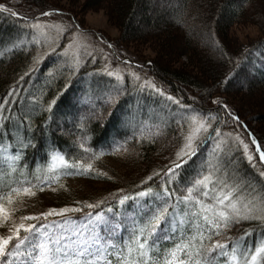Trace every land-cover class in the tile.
I'll return each instance as SVG.
<instances>
[{"label": "trees", "instance_id": "1", "mask_svg": "<svg viewBox=\"0 0 264 264\" xmlns=\"http://www.w3.org/2000/svg\"><path fill=\"white\" fill-rule=\"evenodd\" d=\"M36 1L41 4L37 6L42 8L44 0ZM149 1L87 0L86 4L110 9L121 31L117 41L121 44L118 52L124 58L130 55L125 52L122 43H145L150 29L160 31L152 37L155 42L159 41L158 44L153 45L150 39L152 49L156 52L151 68L157 80L163 83L162 87H157L162 89L163 94L148 87L141 89L140 81H131L128 75L120 80L111 77L102 70L100 61L95 63L92 59L77 71L66 65L59 66L57 61L52 63L50 56H45L39 64L34 65L33 57L44 49L32 40L31 35V25L37 20L35 15L39 8H26L28 12L18 10L20 15L0 8V104L4 105L3 118L0 119V145H8L18 157L13 164L16 172H12L13 167H0V191H7V187L14 182L24 180L36 184L34 178L44 174L54 154L63 155L69 164L81 160L88 162L90 154L79 146L83 142L93 152L103 151L104 155L93 163L94 169L106 172L107 176L97 175L95 171L87 175H67V172L74 170L63 167L58 170L60 179H85L86 182L105 185L92 190L89 193L91 196L77 198L70 195L65 203L83 209L73 215L102 211L111 216L114 223H120L126 216H132L138 205L135 201L119 205L121 193L118 190L124 189L123 194L129 196L143 190L145 186L140 184L141 179L153 170L165 168L155 165L157 157H166L167 161L174 158L178 148L176 151L173 148L182 140L180 125L187 127L181 118L174 120L176 112H188L183 106L190 105L205 117H215L210 123L213 128H220L221 137L216 138L213 134L205 144V151L219 140H230L224 133H234L229 127L232 122H238L233 118L234 115L243 119L241 108L230 102V97L235 98L237 91L239 96L242 95L241 99L251 98L252 105L259 103L264 108V36L250 43L248 49L239 47L229 36L231 28L243 22H260L264 31V0H179L176 8L165 15L168 17L156 18L148 15ZM204 35L214 36L213 45L204 41ZM20 40L24 41V46L13 48V44ZM181 58H185L186 62H180ZM30 68L34 70L30 72ZM35 74L38 77L35 78ZM238 76L248 79L249 85L235 86ZM116 89L121 94L117 102L110 103V98L116 95ZM169 96L179 100L180 105L169 100ZM217 98L228 105L231 115L222 105L214 103ZM53 99H56V105L49 110ZM5 100L8 102L5 103ZM105 106L108 107L106 110ZM221 116L224 122L219 119ZM255 117V120H261L260 115ZM157 123L162 124L159 130L155 129ZM146 124V129L140 131ZM250 134L261 141L264 147L263 136L252 126ZM231 143L235 145L233 137ZM202 146L201 142L197 155L181 170L178 181L171 185L177 188V194L181 196L185 193L179 188L188 186V181L208 161L203 155ZM240 151L231 153L230 159L236 163L228 167L229 173L239 167L241 175L249 182L254 180L257 186L264 184V178L258 174L259 170H264L258 154V168H252L240 156ZM121 152L135 162L130 173L125 170L120 174L111 171L114 167L109 162L110 158L119 157L115 154ZM228 160L226 157L223 162L227 165ZM147 187L159 192V178L148 182ZM100 200H104V203L98 204ZM88 203L98 206L89 209L86 206ZM140 203L151 204L154 201L150 196L140 198ZM38 207L37 211H41L42 207ZM109 208L113 211L109 212ZM186 211L183 205L178 206L177 217L190 220V217H185ZM249 229L255 231L250 238L245 237L243 244L254 247L258 240L264 238V222L240 221L225 235L238 238ZM184 232L186 235L191 233L190 223L184 225ZM127 238L125 221L123 230L116 233L113 242L122 245ZM218 238L213 236L212 239ZM174 242H179V231L171 240L161 239L151 255L162 258L164 251L172 248ZM228 244L230 249L232 241L229 240ZM111 260L116 264L114 256ZM216 264H225V258L217 257Z\"/></svg>", "mask_w": 264, "mask_h": 264}, {"label": "snow or ice", "instance_id": "2", "mask_svg": "<svg viewBox=\"0 0 264 264\" xmlns=\"http://www.w3.org/2000/svg\"><path fill=\"white\" fill-rule=\"evenodd\" d=\"M0 8L10 11L2 4ZM12 14L17 15L15 12ZM41 15L51 16L52 13L42 12ZM31 27L40 36H45L46 29L49 28H56L57 35L61 31L72 32L76 29V26L71 24L61 29L57 25L41 24L39 21L33 23ZM33 40L36 44H40V39L37 37L34 36ZM23 46V40L13 44V48ZM49 51L54 52L55 48L50 45ZM85 51L88 56H92L91 52ZM42 58L38 52L33 57V64H39ZM79 62L80 53H74V63L78 65ZM33 70V68L29 69L30 72ZM104 71L118 80L123 79L118 72L109 71L107 67ZM132 75L137 81L140 80L136 73ZM20 79L23 80L24 77L21 76ZM139 87L141 89L148 87L163 94L162 89L157 88L150 80H144ZM115 91L116 95L110 98V103L117 102L121 94L119 89ZM168 99L180 105V101L174 97L169 96ZM7 102L5 100V103ZM214 103L221 104L227 114L231 115L228 105L219 98ZM55 105L56 99H53L49 110ZM183 107L190 114L181 116V120L186 122L187 127L185 129L183 124L180 125L183 143L174 153V158L169 160L165 168L153 170L151 174L141 179L140 184L145 186L143 190L135 192L132 196L123 194L124 189L118 190L121 193L118 197L119 205L123 206L128 201H135L138 205L135 213L132 216H126L120 223H113L103 214H97L94 220L90 219L91 229L87 235L79 230L73 231L68 225H74L75 222L67 214L83 210L73 206L48 208L20 216L18 220L13 218V214L17 211L16 206L22 203L23 198L35 195L34 187L39 186L40 190H43L44 187H51L52 183L59 182L58 170L63 167L74 170L67 172V175H87L95 171L97 175L107 176L106 172L94 169L93 163L104 155L103 151L93 152L86 148L83 142L79 146L85 153L90 154L88 162L81 160L69 164L63 155L54 154L44 174L34 178L36 184L24 180L14 182L13 185L7 187V191H0V226H4L6 222L10 224L7 234H0V264H5L6 257L9 261H16V264H113L109 259L110 256L115 257L116 264H216L217 257H224L225 264H264V238L258 240L254 247L243 244L245 237L250 238L255 229L245 230L238 238L225 235L234 224L240 221L264 222V184L259 186L251 184L241 175L239 167L233 168L231 173L228 171V167L236 163L230 159L231 153L234 150L240 151L241 148L240 156L252 168H258L257 154L261 166L264 167V150L261 149V141L252 135L253 149L238 134L234 137L235 145L231 143V134H224L230 140L227 142L219 140L216 143L214 158L201 165L197 175L188 181V186L179 188L177 184L179 191L185 193L181 196L177 194V188L171 187L174 182L178 181L181 170L197 155L201 142L208 143L213 134L216 138L221 137L220 128H213L210 123V120L215 117H205L192 109L190 105ZM3 108L4 105L0 104V119L3 118ZM233 118L239 120L238 116ZM201 136L204 137L203 141L200 139ZM226 157L229 158L227 165L223 162ZM17 158L13 157V164ZM12 172H16L14 167ZM258 174L264 178V170H259ZM155 178L160 180L161 190L159 192H153L151 187H147L148 182ZM150 196L154 203H140V198ZM103 203L104 200L98 202V204ZM98 204L88 203L86 206L92 209ZM180 205L185 207L187 210L185 217H190V220H177V208ZM108 211L113 210L109 208ZM50 217H59L60 220L53 221L51 224L45 223ZM26 221L37 223H26ZM125 221L128 238L122 245L112 243L116 238V233L123 230ZM186 223H190L191 227V233L187 235L184 232ZM54 229L59 231H54ZM101 230L106 235L102 236ZM177 231H179V242H174L172 248L166 249L162 258H154L151 253L161 239L171 240ZM213 236L220 238L213 240ZM229 240L232 241L230 249Z\"/></svg>", "mask_w": 264, "mask_h": 264}, {"label": "rangeland", "instance_id": "3", "mask_svg": "<svg viewBox=\"0 0 264 264\" xmlns=\"http://www.w3.org/2000/svg\"><path fill=\"white\" fill-rule=\"evenodd\" d=\"M38 1L42 2L43 0ZM43 2L44 3L42 5V8H39L38 6H40L41 4H39L36 0H0V4L9 9V12L11 13H17L18 10H22L23 12H25L27 11L26 8L30 9V7H33L31 9L39 8L37 14L35 15L37 20L33 21L32 24L39 21L41 24L57 25L61 29L69 24L76 26V29L72 32L61 31L59 35H57L56 28H49L46 29L45 36H40L38 32L32 28V40L34 36L37 37L38 39H40L39 47L44 48L40 53L43 58L45 56H50L52 63L57 61L59 66L66 65L68 66V68H72L74 71H77L86 61L92 59L95 63H99L100 61V67L103 71L105 67H107L109 71H116L122 77L128 75L130 80L134 82H137V80L133 77L132 73H136L140 77V83H142L144 80H150L156 85V87L163 86V83L157 80L151 68L152 59H155L156 52L152 49L150 39L152 40L151 42H153V45L158 44L159 41L155 42L152 37L157 35V33H160L159 30L155 28L150 29L148 32L149 36L145 43L139 41L122 43L125 52L130 55L127 56V58H124L120 56L118 52L119 45L121 44L117 41L121 34V31L119 29L118 22L113 16H111L110 9L96 5L92 6V3L88 5L86 4L87 0H76L75 2L74 0H44ZM178 2L179 0H150L148 5V15L150 18L165 16L168 12H170V10L176 8ZM44 5L46 6L44 7ZM42 12H51L52 15L42 16ZM17 15L20 14L17 13ZM261 27L262 25L260 24V22H243L234 25L230 30L229 36L233 41L236 42L239 47L241 46L244 49H248L250 43L257 41L264 36V31ZM179 32L181 31L179 30ZM204 36V41L213 45L214 36ZM50 45L51 47L55 48L54 52L49 51ZM109 45L111 47H109ZM101 49L103 51H101ZM85 50H87V52H91L92 56H88ZM77 52L80 53V62L78 65L74 63V53ZM45 53L47 54L45 55ZM105 53H107V57H105ZM59 55L63 58H61ZM137 56L140 57L137 58ZM93 57L95 58L93 59ZM181 60L182 61L180 62H186L185 58H181ZM129 61L131 62L130 64L127 63ZM36 77L38 76H36L35 74V78ZM235 79V83H237L235 86L237 87L238 85H241L242 87H247L249 85V80L244 79L243 76H238V78ZM221 96L222 95H220L219 97L220 99L222 98ZM241 98L242 95L239 96V91H237V95H235V98L230 97L231 104L234 106H239V108H241V111L244 113L242 120L239 119L237 120L238 122H232V124L229 125L231 132H234L231 134V136L234 139V137L238 134L241 139L250 144V148L254 149V145L251 144L250 127H254V129L257 130L259 134L261 133L264 138V108L259 103L257 105H252L251 102L253 100L251 98H248L247 100H245L246 98H244V100ZM107 108L108 107L105 106V110ZM187 114L190 113L185 111H178L174 114V120L179 119L182 115ZM256 115H260L262 121L255 120ZM235 116L236 115H234L233 117ZM219 119L224 122L223 116H221V118ZM161 125L162 124L159 123L155 124V129L159 130ZM146 126L147 124L145 125V127H142L140 131H144L146 129ZM200 139L202 141L204 137L201 136ZM222 139H224V136H222ZM168 140L169 139H167L166 141ZM182 143L183 139L181 140L179 145L173 148V150L176 151L177 148L179 150V147L182 145ZM205 144L206 143L202 142V147L204 148V157L208 158V160L213 159L216 144L206 151L205 149L207 145ZM261 149L264 150L262 144ZM125 154L126 153L121 152L115 154V156H119L116 157L117 159L115 157L110 158L109 162L111 166L114 167L113 169H111V171H116L120 174L123 170H125V172L127 173L130 170L134 169H132V167L135 166L133 165L135 164L133 158L130 160V158H128V156H126ZM13 157L17 156L13 154L8 145H0V167L7 169L13 167ZM165 158L166 157L158 156L155 160V165H160L161 167L168 165L169 161H167V159ZM250 183L256 185V182L254 180H251ZM102 184L104 183L95 184L90 181L86 182L85 179L79 180L68 178L59 179V182L52 183L51 187H44L43 190H40L39 186L34 187L33 191L35 192V195L31 197L25 196L23 198L22 203L16 206L17 211L13 214V218L18 220L20 216L39 212L37 211V208H39L38 206H41L43 210H47L48 208H60L66 205L68 206V204L65 202H67L68 197L70 198V195H75L77 198L82 195H85L86 197L87 195L91 196V194L89 193L96 188H102L100 187L102 186ZM73 214L74 213L67 214V216H69L71 220L75 222L74 225L70 224L68 225V227L73 231L79 230L85 235H87L88 231H90L91 229L90 219L94 220L97 214H103L109 219L111 217L108 216V214H106L105 212L101 211H89L81 216H76ZM176 218L178 221L183 219L180 216ZM59 220V217H52V219H48V221H46L45 223L51 224L53 223V221ZM28 222L37 223L36 221H26V223ZM9 226L10 224L8 222H6L4 226H0V234H7ZM54 231L58 232L59 230L54 229ZM100 234L102 236L106 235L103 230L100 231ZM109 251H111V249H109ZM109 259H111V256L109 257ZM5 264H16V261H9L6 257Z\"/></svg>", "mask_w": 264, "mask_h": 264}]
</instances>
